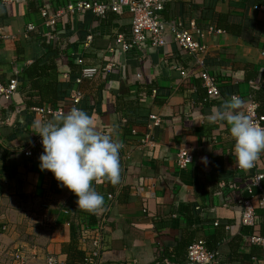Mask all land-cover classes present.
I'll use <instances>...</instances> for the list:
<instances>
[{
    "label": "crops",
    "instance_id": "crops-1",
    "mask_svg": "<svg viewBox=\"0 0 264 264\" xmlns=\"http://www.w3.org/2000/svg\"><path fill=\"white\" fill-rule=\"evenodd\" d=\"M73 1L14 0L0 5V84L45 54V46L35 40L40 34L50 37L40 8L45 6L52 14ZM256 2L219 0L212 19L205 20L201 17L203 0H163L162 15L177 18L185 26L194 21L206 29L216 26L219 15L227 18L230 31L206 34L203 40L207 48L205 67L215 77L220 92L219 97L208 100L195 90L181 88L184 78L176 68L185 70L187 78L199 79L191 72L192 57L181 53L169 36L165 47L144 53L116 43L118 35L130 37L128 13L108 23L100 21L104 17L84 12L61 23L69 25L59 32L64 34L58 41L60 45L66 42L70 48L80 50L86 65H115L112 71L99 70L79 87L86 103L83 111L93 118L97 130L108 134L117 129L113 139L124 145L120 151V182L114 185L100 178L92 183L104 198L102 210L88 215L89 222L99 224L101 230L102 264H165L158 259L157 251L161 250L165 256L175 253L176 257L170 255L165 260L187 264L181 244L190 235L185 215L186 208L192 207L199 208V216L191 226L194 237L206 239L217 232L222 235L217 246L221 257L230 258L238 249L240 261L233 264H257L251 261V248L237 247L234 237L257 235L258 227H241L240 210L229 202L234 186L242 193L251 173L236 166L227 122L213 124L207 119L232 95L244 101L243 110L256 105L254 98L264 89V0ZM30 24L36 32L28 37L26 28ZM88 35L92 41L85 48ZM56 64L59 79L66 81L70 75L66 59H56ZM141 80L153 84L155 91L150 95L139 92ZM116 95L132 103L139 99L150 116L158 117L159 125L136 126L133 134L122 128L125 122L114 112L101 116L102 107L110 106L108 98ZM56 103L63 113L69 110L67 100L58 99ZM21 105L18 91L9 100L0 97V264H20L15 260L17 255L23 264H45L49 256L67 264L68 246L76 243V249L87 254L93 245L79 243V213H65L72 194L58 187L51 173L41 172L38 163L31 164L22 156V150L39 137L35 125L42 122L32 109L21 113ZM144 133L152 135L153 148L139 147ZM179 149L193 156L185 170L176 168ZM205 157L206 161L202 159ZM261 159L258 170L264 174V154ZM140 187L144 191L153 189L154 194L151 198L138 195ZM107 195H113L114 200L108 201ZM258 264H264V254L258 257Z\"/></svg>",
    "mask_w": 264,
    "mask_h": 264
},
{
    "label": "built area",
    "instance_id": "built-area-1",
    "mask_svg": "<svg viewBox=\"0 0 264 264\" xmlns=\"http://www.w3.org/2000/svg\"><path fill=\"white\" fill-rule=\"evenodd\" d=\"M14 0H0V5H9ZM257 9V7H255ZM40 11L45 18V25L51 26L55 20L65 14L76 16L84 12H90L95 18L105 17L107 14L122 15V13H128L130 16V37L125 39L124 36L118 35L116 43L121 48L126 49L127 46H131L139 53H144L149 49L162 48L167 45L166 38L170 37L171 41L177 45L188 56L192 57L193 67L191 72L196 73L197 77L201 80L203 88L206 90L208 97H219L220 92L218 89L217 81L214 76L210 75L205 67V54L206 45L203 42L206 34L220 33L213 27H207L202 29L196 25L194 21H190L187 26L177 18L163 17L164 4L163 0H76L66 4L64 7L54 11V13H48L45 6L40 8ZM32 24L28 25L26 30L32 32L34 30ZM92 37L88 35L85 39V48L90 47ZM81 65L80 75L75 80L76 85H81L85 80H90L97 75L99 70L112 71L115 69L114 64L105 66L104 68L89 66L82 64L81 60H78ZM182 78L187 76L185 70L176 68ZM17 80L12 79L8 84H0V97L4 99H11L17 92ZM82 92L80 89L73 91L70 95V108L76 107L82 100ZM32 111L39 117L42 123L63 115V111L60 108H51L50 106L43 108H35ZM245 114L250 115L252 120L264 127V115H260L256 111V105L250 104L245 110ZM150 123L148 128L156 127L159 125V119L157 116L151 115L149 117ZM133 134H136L132 130ZM154 140L150 133H145L139 139L140 148H153ZM24 158L29 163H38V158L42 154V146L40 137L34 138L28 146L22 150ZM261 157V156H260ZM189 159V163H188ZM193 161L191 153L184 149H179L176 154V168L178 170H185L188 165ZM260 158L256 161L253 168L248 171L251 173L247 185L244 187L237 205L240 207V225L252 229L254 227L255 209L253 202H257L258 209L264 213V174L261 173L259 168ZM239 169V168H238ZM138 195H144L151 198L153 189L144 191L143 187L137 189ZM108 201L113 199L112 195H107ZM74 213L82 212L76 205L73 207ZM73 211L66 210L65 213L69 214ZM145 212V210H143ZM81 222L83 228L79 243L81 245L91 242L93 245L92 250L87 253L83 261L79 264H102L100 259V227L99 224H91L89 222L88 215H84ZM217 226V222H214ZM4 230V228H3ZM100 233V235H99ZM243 240L252 246H256L264 250V237L255 236L252 234L243 235ZM20 264H23V259L19 255L15 258ZM221 255L219 251H208L206 243L203 239H196L188 247L186 254L187 264H219ZM252 262H257L258 258L251 257ZM165 264H173L170 260H165ZM45 264H64L60 262L56 257L49 256L46 258ZM136 264V263H134Z\"/></svg>",
    "mask_w": 264,
    "mask_h": 264
},
{
    "label": "trees",
    "instance_id": "trees-1",
    "mask_svg": "<svg viewBox=\"0 0 264 264\" xmlns=\"http://www.w3.org/2000/svg\"><path fill=\"white\" fill-rule=\"evenodd\" d=\"M219 0H203V6L201 11V17L205 20H211L214 14L216 13L215 8L216 4ZM257 4H259V0H256ZM40 2V1H39ZM36 4H38V1H36ZM40 4H42L40 2ZM39 4V5H40ZM43 5V4H42ZM165 10V7H164ZM119 15L117 14H107L106 17L102 18L100 21L105 22L108 21L111 22V20L118 18ZM71 17V20L74 19L71 15H62L58 17L54 24L51 26H45L47 31L49 32L50 37H44L41 34L36 35L35 40L38 42H42V44L45 46V54L41 56L40 58L36 59L34 62H32L30 65L22 67L18 70L17 75H13L10 77L6 82H3V85L8 84L9 81L12 79L17 80V86H18V93L22 100L21 105V113H25L28 110L35 109V108H43L50 106L51 108H58L57 107V100H67L68 107L70 108V95L73 91L79 89V85H76L75 80L80 75L81 65L78 63V60L82 61V64L86 65V61L82 58V55L80 54V50H75L73 47H69L71 44H67L66 42L63 43V45H60L61 36L64 34L59 33L61 30L65 29L67 30V24H62L63 20H68V18ZM164 17V15H163ZM165 19L170 18L167 14H165ZM100 19V18H99ZM69 25V24H68ZM63 26V27H62ZM72 26H75V21H72ZM209 27V26H208ZM215 30L218 31H230L229 23L227 22V18L225 15H219L217 18L216 26L213 27ZM35 30V29H34ZM32 32H36V31ZM32 32L28 33V37L32 34ZM59 34V35H58ZM62 34V35H61ZM60 40V42H58ZM64 40V39H63ZM81 41L79 39L76 40V44H79ZM75 44V43H74ZM177 46V45H176ZM178 47V46H177ZM179 48V47H178ZM80 51V52H79ZM179 51L182 53V50L179 48ZM59 58H65L67 61V66L69 68V78L66 81H61L59 79V69L56 64V59ZM197 77V76H196ZM199 79V78H198ZM200 80V79H199ZM197 80V78L193 77H186L184 78L181 83L182 89H191L192 91L195 90L197 94L201 95V98L205 100L207 99L206 90L202 87V83ZM139 92L144 93L145 95H150L155 91L156 87L153 84L147 83L143 80L139 81L138 83ZM264 90V89H263ZM260 89L259 93L256 94L254 98V102L256 104V111L260 115H264V108L262 105H264V91ZM84 97H82V100ZM80 102L78 105V108L81 110H84L86 108V103L84 101ZM208 100V99H207ZM85 103V105H84ZM109 108L105 105L102 107V111L99 113L101 116H107L108 114L114 112L115 114L119 115V117L124 120V124L122 128L128 129L131 133L136 126H148V120H149V110L143 108L141 105V101L135 100L133 103L128 101H122V95H116L114 98L110 97L108 98ZM249 104V103H248ZM13 108V107H11ZM144 119V122H137V120ZM146 121V122H145ZM145 134V133H144ZM22 156L23 153L21 152ZM24 157V156H23ZM260 157V161H261ZM120 161H122V156L120 153ZM264 186V181H263ZM92 187L95 189V186L92 184ZM264 188V187H263ZM96 191V190H95ZM240 189H238L236 186H234V189L229 193L231 206L236 207L237 200H239L241 193ZM228 195V196H229ZM113 196V195H112ZM114 200V197L111 201ZM76 197L71 196L70 200L67 202L66 208L69 211H73V207L76 205L75 203ZM255 202V201H254ZM254 204V203H253ZM255 206V225L258 227L257 235L264 237V213H262L259 209L257 204H254ZM110 207V204L108 205ZM239 210L240 207L238 206ZM74 212V211H73ZM241 212V210H240ZM261 213V214H259ZM80 217H83L84 215H92L91 212L88 211H82L79 213ZM199 216V208L198 207H192L186 208V215L185 219L187 222V226L190 232V235L188 238L184 239V242L181 244L182 247V254H187L188 247L193 243L196 239H203L206 243V248L208 251H219L218 249V243L221 241L222 235H219V233L216 232V234L208 237V238H196L194 237V231L192 226V222L194 218H197ZM254 225V227H255ZM214 227H217L214 225ZM192 229V230H191ZM83 228L80 227L78 230V238H81ZM219 232V231H218ZM234 240L237 242V247L240 245L243 247L251 248L250 257H262L264 254V250H261L260 248L256 246H252L249 243L245 242L241 237H234ZM74 244V245H73ZM72 245L68 246L66 252L67 256L69 258V262L67 264H75L76 262L81 263L85 257L86 254H84L81 251H78L76 249V243H73ZM157 251V249H156ZM158 259L163 263L165 259H167L171 253H167L166 256L164 254V251L161 250L160 252L157 251ZM173 257L175 256L174 251H172ZM171 255V256H172ZM235 261H240V253L238 252V249L235 251H232L230 258H223L221 257L219 264H233ZM258 264V261L255 262ZM239 264H242L241 262Z\"/></svg>",
    "mask_w": 264,
    "mask_h": 264
},
{
    "label": "clouds",
    "instance_id": "clouds-1",
    "mask_svg": "<svg viewBox=\"0 0 264 264\" xmlns=\"http://www.w3.org/2000/svg\"><path fill=\"white\" fill-rule=\"evenodd\" d=\"M243 105L238 95H232L207 119L213 124L227 122L236 166L249 170L264 154V127L245 114ZM116 132L115 128L108 134L99 132L93 118L76 107L36 124L35 135L40 137L42 146L39 170L51 173L58 187L75 196L77 208L93 213L102 210L104 198L92 183L100 178L114 185L120 182V151L124 145L113 139Z\"/></svg>",
    "mask_w": 264,
    "mask_h": 264
},
{
    "label": "rangeland",
    "instance_id": "rangeland-1",
    "mask_svg": "<svg viewBox=\"0 0 264 264\" xmlns=\"http://www.w3.org/2000/svg\"><path fill=\"white\" fill-rule=\"evenodd\" d=\"M4 230H6V229H4Z\"/></svg>",
    "mask_w": 264,
    "mask_h": 264
}]
</instances>
